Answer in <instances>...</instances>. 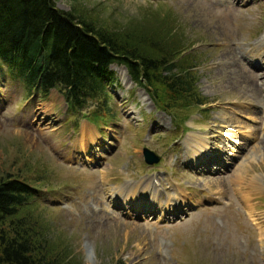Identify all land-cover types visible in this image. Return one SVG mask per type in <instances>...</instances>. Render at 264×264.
<instances>
[{"label": "rangeland", "instance_id": "1", "mask_svg": "<svg viewBox=\"0 0 264 264\" xmlns=\"http://www.w3.org/2000/svg\"><path fill=\"white\" fill-rule=\"evenodd\" d=\"M56 4L65 11L83 5L112 27L147 12L172 16L200 55L196 85L210 103L176 126L124 66L113 65L107 86L116 117L90 114L85 123L98 100L82 113L58 90L26 95L23 80L4 66L0 177L42 173L34 183L38 209L81 264H264V0ZM86 133L100 138L84 151ZM189 134L201 138L200 158H211L201 168ZM145 147L158 164H146ZM142 184L154 185L164 202L181 193L179 212L139 192Z\"/></svg>", "mask_w": 264, "mask_h": 264}, {"label": "trees", "instance_id": "2", "mask_svg": "<svg viewBox=\"0 0 264 264\" xmlns=\"http://www.w3.org/2000/svg\"><path fill=\"white\" fill-rule=\"evenodd\" d=\"M183 32L158 12L112 27L83 5L65 11L56 0H0V71L5 66L21 78L29 96L58 90L75 112L98 100L87 114L107 122L116 117L107 86L111 67L124 66L177 126L189 110L204 113L210 103L196 85L200 55ZM27 171L0 177V264H81L38 209L34 183L42 173Z\"/></svg>", "mask_w": 264, "mask_h": 264}, {"label": "bare ground", "instance_id": "3", "mask_svg": "<svg viewBox=\"0 0 264 264\" xmlns=\"http://www.w3.org/2000/svg\"><path fill=\"white\" fill-rule=\"evenodd\" d=\"M237 1H239V0H237ZM229 3H232L231 1L229 2ZM230 10V9H229ZM229 49V48H228ZM227 49V50H228ZM227 52H229V51H227ZM257 65H259V64H257ZM244 81H246V78H244ZM263 84H264V82H262ZM254 89V88H253ZM255 90V93L256 94H258L259 92H260V90L262 91V89L260 88V87H258V88H255L254 89ZM260 99L262 100V98H264V93L263 94H260ZM263 101H264V99H263ZM84 127H85V125H84ZM195 133V132H194ZM86 136H88L87 138H86ZM89 138V139H88ZM100 137H97V135H94V134H92V133H89V135H87V133H86V135H84L83 136V138L81 139V146H82V149L84 150V151H86L87 149H88V146H89V142H92V141H98V139H99ZM188 139H189V141L192 143V144H194V149H195V151H194V154H193V156H196L195 158L196 159H198V168H201V163H203L204 161L206 162V161H210L211 160V158H200V156H201V154H199L198 153V151H199V149L198 148H201L200 147V142H202L201 141V138L199 137V136H197V135H195V134H189V136H188ZM207 153H205V155H206ZM208 155V154H207ZM204 166H205V164H203ZM206 166H208V164H206ZM199 170V169H198ZM201 171L203 172L204 171V169H201ZM203 180V179H202ZM152 186V188L150 187V186H148V187H146V186H143V184L142 185H140L139 187H140V190H139V192H143V191H149V192H153L154 193V198H155V200H154V203H156L157 205H159L161 208H163V206L165 205V203H167V202H171V203H168L167 204V207H170L168 210H170V211H172L173 213H177V209H176V207H177V202H178V198H174V197H170L169 198V201H165L164 202V200L163 199H161L158 195H157V193L154 191V185H151ZM134 188H136V187H129V192H131L130 190H132V189H134ZM181 190V189H180ZM182 191V190H181ZM179 195V203L180 202H182L181 200H182V194L181 193H179L178 194ZM149 196V195H148ZM123 197V196H122ZM117 200H118V198H117ZM145 200V199H144ZM159 202V203H158ZM140 205V204H139ZM145 207V206H144ZM138 211V210H137ZM141 213V212H140Z\"/></svg>", "mask_w": 264, "mask_h": 264}, {"label": "water", "instance_id": "4", "mask_svg": "<svg viewBox=\"0 0 264 264\" xmlns=\"http://www.w3.org/2000/svg\"><path fill=\"white\" fill-rule=\"evenodd\" d=\"M144 160L148 165H156L160 162L161 157L156 154L153 150L145 147L143 149ZM90 253V252H89Z\"/></svg>", "mask_w": 264, "mask_h": 264}]
</instances>
